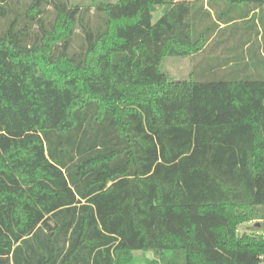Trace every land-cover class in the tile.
<instances>
[{
  "label": "trees",
  "instance_id": "16d2710c",
  "mask_svg": "<svg viewBox=\"0 0 264 264\" xmlns=\"http://www.w3.org/2000/svg\"><path fill=\"white\" fill-rule=\"evenodd\" d=\"M94 2L0 0V264H264V0Z\"/></svg>",
  "mask_w": 264,
  "mask_h": 264
},
{
  "label": "rangeland",
  "instance_id": "374dc122",
  "mask_svg": "<svg viewBox=\"0 0 264 264\" xmlns=\"http://www.w3.org/2000/svg\"><path fill=\"white\" fill-rule=\"evenodd\" d=\"M117 0H97V2H114ZM174 1H185V0H174ZM190 2L194 1H208V0H188ZM221 1V0H218ZM71 2L75 5L78 4L79 7L85 11H88L91 9L90 14L94 15V6L95 2L94 0H71ZM163 14V10H158L155 19H157L160 15ZM165 73H167L170 76V79L175 83H185L187 81H190V71H191V59H171L168 58L163 62V66ZM257 223H250L245 225L244 228H241V233L245 231L247 227L255 226ZM154 260V254L151 252H145V251H137L134 253V259L130 264H148V261Z\"/></svg>",
  "mask_w": 264,
  "mask_h": 264
},
{
  "label": "crops",
  "instance_id": "0c3cea01",
  "mask_svg": "<svg viewBox=\"0 0 264 264\" xmlns=\"http://www.w3.org/2000/svg\"><path fill=\"white\" fill-rule=\"evenodd\" d=\"M185 1H188V0H185ZM209 1V0H208ZM175 2H184V1H175ZM207 2V1H206ZM159 11H160V9H158ZM161 11H162V9H161ZM161 16V15H160ZM159 16V17H160Z\"/></svg>",
  "mask_w": 264,
  "mask_h": 264
}]
</instances>
